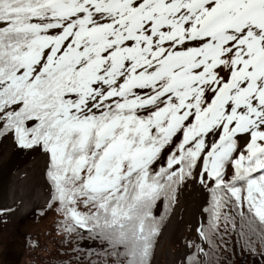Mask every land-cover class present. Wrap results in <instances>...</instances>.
I'll return each mask as SVG.
<instances>
[{"label": "snow or ice", "instance_id": "6c2138e0", "mask_svg": "<svg viewBox=\"0 0 264 264\" xmlns=\"http://www.w3.org/2000/svg\"><path fill=\"white\" fill-rule=\"evenodd\" d=\"M0 181L48 264H264V0H0Z\"/></svg>", "mask_w": 264, "mask_h": 264}, {"label": "rangeland", "instance_id": "374dc122", "mask_svg": "<svg viewBox=\"0 0 264 264\" xmlns=\"http://www.w3.org/2000/svg\"><path fill=\"white\" fill-rule=\"evenodd\" d=\"M28 235L38 241V247H26ZM160 245L157 264H166L167 249L171 245L168 241ZM56 246L51 217L36 218L26 214L0 225V264H48Z\"/></svg>", "mask_w": 264, "mask_h": 264}, {"label": "bare ground", "instance_id": "6f19581e", "mask_svg": "<svg viewBox=\"0 0 264 264\" xmlns=\"http://www.w3.org/2000/svg\"><path fill=\"white\" fill-rule=\"evenodd\" d=\"M8 194L7 192V182L6 181H0V198H2L4 195ZM29 214L28 211L26 209H22L19 216H23ZM168 240H162L161 244H164L165 242H167ZM161 246V245H160ZM168 259V257H167Z\"/></svg>", "mask_w": 264, "mask_h": 264}, {"label": "trees", "instance_id": "16d2710c", "mask_svg": "<svg viewBox=\"0 0 264 264\" xmlns=\"http://www.w3.org/2000/svg\"><path fill=\"white\" fill-rule=\"evenodd\" d=\"M39 248H40V247H39ZM54 251H55V249H54ZM54 251H53V253H52V254H54ZM52 254H51V255H52ZM47 255H48V254H47ZM47 255H46V256H47ZM50 259H51V258H50ZM48 262H49V261H48Z\"/></svg>", "mask_w": 264, "mask_h": 264}]
</instances>
